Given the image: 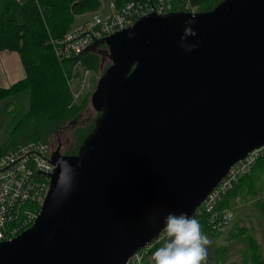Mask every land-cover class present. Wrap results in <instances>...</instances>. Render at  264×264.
Wrapping results in <instances>:
<instances>
[{
    "label": "water",
    "instance_id": "95a60500",
    "mask_svg": "<svg viewBox=\"0 0 264 264\" xmlns=\"http://www.w3.org/2000/svg\"><path fill=\"white\" fill-rule=\"evenodd\" d=\"M193 15L189 52L181 37ZM102 40L112 63L91 94L94 126L76 153L51 155L40 213L0 240V264H124L160 233L163 215L192 216L264 145V0L151 12ZM61 156L77 166L67 191H58Z\"/></svg>",
    "mask_w": 264,
    "mask_h": 264
},
{
    "label": "trees",
    "instance_id": "16d2710c",
    "mask_svg": "<svg viewBox=\"0 0 264 264\" xmlns=\"http://www.w3.org/2000/svg\"><path fill=\"white\" fill-rule=\"evenodd\" d=\"M122 6L130 0H113ZM137 1V0H136ZM185 0H177L183 4ZM199 11L210 10L221 0H188ZM102 0H6L0 14V51L19 53L26 75L8 86L0 87V102L22 91H30V107L22 116L18 128L23 139L12 138L1 146V152L20 142L43 140L50 142L52 135L61 132L67 123L77 121L89 105L92 90L78 104H72V92L68 82L72 60H59L50 43L52 37H61L72 29L75 16L97 10ZM83 67L93 71L105 69L112 63L108 45L102 40L93 42L79 57ZM98 115V112H97ZM96 115V116H97ZM95 119V118H94ZM94 119L86 127L76 129L75 142L68 152L76 153L82 140L94 126ZM66 148V149H67ZM264 169V154L250 172L240 177L221 202L232 206L241 195L255 199L264 212V194L256 188L257 173ZM203 232L210 231L205 220L199 221ZM244 232V230L242 231ZM216 233V232H214ZM249 249L254 264H264L259 245L250 236ZM159 245L161 242L158 243Z\"/></svg>",
    "mask_w": 264,
    "mask_h": 264
},
{
    "label": "built area",
    "instance_id": "2783aa9c",
    "mask_svg": "<svg viewBox=\"0 0 264 264\" xmlns=\"http://www.w3.org/2000/svg\"><path fill=\"white\" fill-rule=\"evenodd\" d=\"M93 10L92 19L70 29L61 37H52L50 43L59 60H72L68 82L72 92V104L80 102L83 88L90 72L84 67L80 55L96 40L131 26L135 20L151 12L165 13L171 10L199 9L185 0H130L117 6L110 0L104 9ZM104 11V12H103ZM96 80L101 75H96ZM77 81V86L74 82ZM264 145L250 151L231 166L227 175L212 189L195 209L193 217L205 220L211 232H226L235 216V205L221 206V202L240 177L251 171ZM49 142L29 140L20 142L6 151H0V240H9L32 225L38 217L50 186V174L55 165L51 161ZM235 200H238L237 198ZM226 213L232 218L225 219ZM160 241L158 234L151 242L138 249L124 264H144L149 251Z\"/></svg>",
    "mask_w": 264,
    "mask_h": 264
},
{
    "label": "rangeland",
    "instance_id": "374dc122",
    "mask_svg": "<svg viewBox=\"0 0 264 264\" xmlns=\"http://www.w3.org/2000/svg\"><path fill=\"white\" fill-rule=\"evenodd\" d=\"M102 1L106 4L109 2V0ZM106 4H104V9L108 7ZM92 12L93 10L75 16L72 29L78 27L82 22L91 20ZM103 72L104 71L100 69L94 71V73H89L87 84L84 86L83 94L80 98L81 100H83L91 90H95L98 82V80H96V75H102ZM77 81L78 80L74 82L76 86L78 84ZM80 102H78V104ZM29 107V90L22 91L0 102V129L3 126L5 131H7H4L5 133L0 131V144L4 142L6 138L7 140L11 139L12 134L14 137H17V139L24 138L21 129L17 126L20 124L22 116L29 110ZM96 115L97 110L93 107L90 98L89 105L83 111L81 117L73 123L71 122L64 125L62 128L63 130L60 132V137L54 134L50 138V141H54L56 144L58 138H60L63 141L64 148L69 147L75 142L77 134L76 129L78 127L88 126L90 122L96 118ZM255 183L256 188H260L259 194H264V169L257 173ZM237 199L238 200L233 201L235 205V216L230 228L223 233H214L211 231L206 233L212 243L208 246V255L206 261L202 262V264H254L249 249L250 236H252L256 244L259 245L258 251L264 257V212L257 206L255 199L250 196L241 195ZM243 230L244 232H242ZM159 246V244H156L149 251L145 257L144 264H152L151 253ZM209 255H211V257H209ZM220 260L222 262H220Z\"/></svg>",
    "mask_w": 264,
    "mask_h": 264
},
{
    "label": "clouds",
    "instance_id": "9594fccd",
    "mask_svg": "<svg viewBox=\"0 0 264 264\" xmlns=\"http://www.w3.org/2000/svg\"><path fill=\"white\" fill-rule=\"evenodd\" d=\"M196 23L195 16L185 21V29L181 37V47L192 51L197 44L187 43L189 36L197 33L192 27ZM57 166L61 169L58 178V191L63 188L68 190V173L75 171L77 166L69 165L61 156L57 160ZM232 214L226 213L225 219H231ZM153 225L152 219L148 220ZM161 244L151 253L152 264H202L208 255V246L212 243L203 232L200 222L187 212H167L163 215V227L160 228Z\"/></svg>",
    "mask_w": 264,
    "mask_h": 264
},
{
    "label": "crops",
    "instance_id": "0c3cea01",
    "mask_svg": "<svg viewBox=\"0 0 264 264\" xmlns=\"http://www.w3.org/2000/svg\"><path fill=\"white\" fill-rule=\"evenodd\" d=\"M5 1L6 0H0V14H1V11H2V8H3ZM20 1H25V0H20ZM25 75H26V71H25V68H24V65H23V62L21 60L19 53L16 51H13V50H8V49L1 50L0 51V87L1 86H8V85L12 84L13 82L23 78ZM0 131L1 132L5 131L3 126L0 129ZM5 132H7V131H5ZM6 140H7V138L5 139V141ZM4 142H2L0 144V149H1V146ZM236 198H238V197H236ZM232 205H234V204L232 203ZM204 233L206 234V233H208V231L204 232ZM209 257H211V255H209ZM220 262H222V261L220 260Z\"/></svg>",
    "mask_w": 264,
    "mask_h": 264
},
{
    "label": "flooded vegetation",
    "instance_id": "af4514ba",
    "mask_svg": "<svg viewBox=\"0 0 264 264\" xmlns=\"http://www.w3.org/2000/svg\"><path fill=\"white\" fill-rule=\"evenodd\" d=\"M56 135H60V132H56ZM60 137V136H59ZM58 138V137H57ZM50 151L51 153H60V154H74V153H70L68 152L69 149L67 148H64V145H63V141L58 138L56 144L54 141H50Z\"/></svg>",
    "mask_w": 264,
    "mask_h": 264
}]
</instances>
